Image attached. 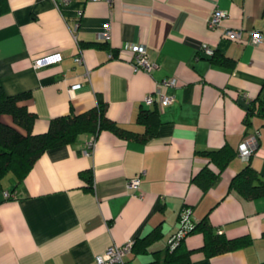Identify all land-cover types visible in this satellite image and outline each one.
<instances>
[{"label": "crops", "instance_id": "1", "mask_svg": "<svg viewBox=\"0 0 264 264\" xmlns=\"http://www.w3.org/2000/svg\"><path fill=\"white\" fill-rule=\"evenodd\" d=\"M215 8L228 16L212 30L207 21ZM227 28L241 30L242 41L224 38ZM252 32L262 35L256 46L248 42ZM133 44H144L158 65L151 74L134 69ZM53 52L62 54L59 64L32 67ZM167 78L177 80L167 90L173 102L146 106L144 98ZM0 89L6 96L29 94L33 134L100 99L109 120L139 135L83 134L43 153L25 176L8 172L0 190V264H93L108 247L156 230L146 253L124 258V264H150L155 252L167 249L185 208L215 234L247 239L209 257L202 234L192 233L184 240L187 264H264V197L246 199L230 187L247 165L264 181V116L245 122L249 104L264 106V0H71L59 7L53 0H0ZM142 110L155 111L159 120L147 140L138 121ZM0 119L12 124L8 115ZM253 135L257 144L245 162L238 148ZM223 147L235 156L204 191L193 177L205 167L218 172L205 153ZM83 172L92 173V191ZM136 177L139 188L128 191Z\"/></svg>", "mask_w": 264, "mask_h": 264}, {"label": "trees", "instance_id": "2", "mask_svg": "<svg viewBox=\"0 0 264 264\" xmlns=\"http://www.w3.org/2000/svg\"><path fill=\"white\" fill-rule=\"evenodd\" d=\"M28 99V93L6 96L0 89V117L8 115L12 119V124L4 123L0 119V190L1 181L8 172H13L18 177L25 176L43 153L72 144L83 134H93L96 137L99 132L106 130L119 138L139 137L109 120L106 117V104L100 99L95 108L79 115L71 113L54 118L50 121L45 133L33 134L32 127L36 115L27 109ZM254 115L264 116L262 103L249 104L245 122L248 123L250 117ZM138 121L146 128L142 140H147L155 135L156 127L159 124L155 111L142 110L139 113ZM205 155L211 163L216 165L218 172H213L205 167L193 177V181L204 191H207L219 179L221 171L235 156V153L229 148L223 147L216 151L206 152ZM80 177L86 181L87 190L92 191V173L83 172ZM230 187L246 199L264 197V181L249 165L233 177ZM195 232L202 234L204 239L202 250L209 257L238 249L247 243L245 238L229 240L218 233L215 234L206 219L200 223L194 222L189 230V235ZM158 236V232L154 230L136 240L131 252L146 253L147 248L158 239ZM190 253L184 246V240L173 249L168 244L164 252L154 253L155 259L150 264H187L190 261Z\"/></svg>", "mask_w": 264, "mask_h": 264}, {"label": "built area", "instance_id": "3", "mask_svg": "<svg viewBox=\"0 0 264 264\" xmlns=\"http://www.w3.org/2000/svg\"><path fill=\"white\" fill-rule=\"evenodd\" d=\"M71 0H53L57 7L61 5H65L69 3ZM99 1V0H94ZM109 5L113 3V0H104ZM228 16L227 12L224 10H220L215 8L211 14L210 19L207 21V25L209 29H220L221 23ZM108 30L109 25L104 26V33H102L104 39H108ZM221 34L224 38L234 40L236 42H241L243 39L242 31L236 29H223ZM262 41V35L259 32H252L250 34L249 43L252 45H258ZM131 51L134 54L133 67L136 70L144 71L147 74H151L158 68V65L152 62L149 59L147 48L144 44H133L130 46ZM201 51L204 52L207 56H212L213 51L208 48L206 45L201 46ZM62 54L59 52L49 53L43 56L36 58L32 67L36 70L57 65L62 61ZM75 61L80 63L82 61V57L77 55ZM177 87L176 78H167L162 80L155 91L152 94H149L144 98V104L146 106H151L154 103L159 104L161 107H165L170 105L173 102V96L167 93V90L174 89ZM254 143H256L255 136L246 137L238 148V157L241 160L247 162L250 157L254 154ZM94 145V140L87 144L86 152L91 150ZM140 177H136L128 180L126 188L128 191H134L139 188L140 185ZM138 194L133 193L132 196L136 197ZM6 198H11L12 195L8 192L5 193ZM194 218L192 217V211L189 208H185L180 212L179 215V228L177 232L171 236L169 239V246L171 249L175 248L181 241L185 240V238L189 235V230L194 225ZM133 243L126 242L122 245H112L108 247L102 254H98L95 256V260L93 264H124V258L131 252Z\"/></svg>", "mask_w": 264, "mask_h": 264}]
</instances>
